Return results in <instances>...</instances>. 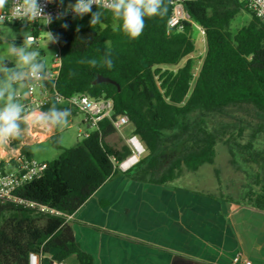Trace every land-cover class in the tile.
I'll use <instances>...</instances> for the list:
<instances>
[{
    "label": "trees",
    "instance_id": "obj_1",
    "mask_svg": "<svg viewBox=\"0 0 264 264\" xmlns=\"http://www.w3.org/2000/svg\"><path fill=\"white\" fill-rule=\"evenodd\" d=\"M164 3L167 13L145 17L142 34L136 39L113 31L117 21L104 8L99 9L104 13L102 23L94 27L89 23L91 14L57 18L49 24L48 32L58 37L55 44L61 54L57 91L65 98L84 93L113 99L115 113L129 117L146 155L132 169H119L118 162L131 152L126 144L118 149L107 142L116 130L108 119L100 120L75 146L47 161L42 177L16 192L21 202L0 201V264H29L32 252L54 254L57 260L75 255L80 264H93L66 216L38 212L25 202L72 215L104 183L122 173L161 185L176 181L184 169L196 172L214 163L217 143L223 140L216 122L244 124L246 119L237 112L248 108L254 119L264 121V25L259 19L236 0L186 3L206 41L205 56L195 75L193 24L185 22L182 30L169 31L171 6ZM244 9L251 13V21L232 31V20ZM106 58L111 59V68L103 63ZM91 60L97 64L88 63ZM42 64L40 73L45 76L47 68ZM14 72L23 74L22 70ZM99 75L109 77L121 89L111 83L93 85ZM52 109L59 110L60 105L53 103L43 111L51 114ZM239 137L230 136L225 143L232 163L251 177L248 163L257 161L261 153L255 149V136L245 144L238 141ZM51 141L58 146L55 137ZM22 151L32 157L27 147ZM169 152L177 156L160 172L159 166ZM254 180L248 186L250 203L245 206L264 210V179L256 174ZM43 264L51 263L45 258Z\"/></svg>",
    "mask_w": 264,
    "mask_h": 264
},
{
    "label": "crops",
    "instance_id": "obj_2",
    "mask_svg": "<svg viewBox=\"0 0 264 264\" xmlns=\"http://www.w3.org/2000/svg\"><path fill=\"white\" fill-rule=\"evenodd\" d=\"M18 92L26 95L25 85ZM63 109L72 112L60 105ZM44 114L28 118L37 135L23 134L6 151L0 144V158L23 147L33 157L31 147L57 138V127ZM68 223L93 264H264V210L211 197L177 181L161 185L136 180L131 173L116 175ZM64 261L80 264L75 255Z\"/></svg>",
    "mask_w": 264,
    "mask_h": 264
},
{
    "label": "rangeland",
    "instance_id": "obj_3",
    "mask_svg": "<svg viewBox=\"0 0 264 264\" xmlns=\"http://www.w3.org/2000/svg\"><path fill=\"white\" fill-rule=\"evenodd\" d=\"M252 19V15L247 10H241L231 22L232 31L247 25ZM42 31L37 33L39 37L38 43L31 44L26 42L28 36L32 34V28L27 25H0V82L8 81L9 74L22 70L23 73L30 71L27 66L22 64L19 60V52H38L39 55L35 58L37 62H42L47 67L54 69V55L58 51L55 43L48 42V30L45 24H42ZM192 40L196 45V51L191 56L194 59V74L196 75L200 69L203 58L206 52V41L204 31L196 24L192 29ZM13 46L16 49V54H13ZM8 64H11L8 65ZM24 86L23 83H11L12 89L15 90V95L19 87ZM247 110H239L237 115L241 119H246L244 124L239 122L230 123L229 121L216 122L215 126L222 136L223 140L217 143L216 150L217 156L211 165H204L196 172H189L184 169L180 177L176 180L178 183L189 187L191 190L199 191L213 195L215 197L229 198L232 203L238 205H247L250 203L247 199L249 193L248 186L255 182L254 175L260 174L264 179V121L254 119ZM85 116L82 113L72 110L69 123L63 127H57L59 134L56 138V144L49 141L46 143L36 144L31 147L34 159L40 162H47L56 159L65 148L75 146L83 139L81 134H87L93 131L84 124ZM132 133V127L127 126L124 128L122 134L115 133L107 138V142L115 147L122 148L125 145L123 136L128 137ZM230 136H241L239 142L245 144L252 141V136H255L254 146L255 149L261 153V157L257 161H250L247 168L251 172V177L243 172L232 163V157L229 152V147L225 140ZM146 155V153H145ZM144 155V156H145ZM177 156V153L169 152L162 160L159 171L162 172L169 166L171 161ZM253 174V175H252ZM258 188V187H257ZM250 196V195H249ZM6 217H10L7 214ZM3 221L0 220V227Z\"/></svg>",
    "mask_w": 264,
    "mask_h": 264
},
{
    "label": "built area",
    "instance_id": "obj_4",
    "mask_svg": "<svg viewBox=\"0 0 264 264\" xmlns=\"http://www.w3.org/2000/svg\"><path fill=\"white\" fill-rule=\"evenodd\" d=\"M171 6V14L168 19V30H182L185 22H189L194 25L191 15L185 8L186 3L198 1V0H164ZM243 4L244 7L253 13L259 21L264 25V0H236ZM43 6L45 14H51L52 20L57 19L58 14L64 13L62 17H73L74 14L70 11L65 12L70 4H74L76 0H52L47 3L46 0H38ZM19 5L14 0H8V4L0 10V15H4L6 20L0 25H27L32 28V34L27 37L26 42L35 44L38 43L39 37L36 33L42 31L43 26L47 30L49 24L43 18L37 20H30L26 17H21L18 12ZM93 7H96L93 5ZM54 69L51 72H47L44 76L40 72L33 74L30 71L23 74L22 79L16 80L14 84L23 83L26 87L27 94L16 93L15 97L17 102L24 105L25 114L27 119L36 112L43 111V108L51 105H65L72 110L82 113L84 118V124L89 127L96 128L98 122L102 119H108L116 132L122 134L123 130L127 126L132 127V123L128 116L115 113L114 101L111 98H92L88 94H76L70 98L63 97L56 89V81L61 68V54L58 49L54 55ZM29 124V123H28ZM31 125V124H29ZM23 134L27 136H36L37 132L33 131L32 125L24 131ZM22 134V135H23ZM87 134L79 133V136L86 137ZM125 144L130 150V155L127 156L121 162H118V167L122 171L126 172L135 167L146 153L144 143L140 138L132 133L130 136H123ZM14 139L7 143L1 144L4 151L6 146H11ZM7 158V159H5ZM5 162L4 166H0V201L2 202H21L16 195V192L23 186L30 182L42 177L47 169L46 162H40L33 157H28L23 153L22 149H13L8 157L0 158V162ZM30 208H37L38 212L64 215L67 220L71 218V215H65L62 212L49 208L47 206H36L33 203L25 202ZM44 256L40 252H32L29 255V264H43ZM51 264H66L64 260H57L55 258L49 259ZM246 264H251L247 262Z\"/></svg>",
    "mask_w": 264,
    "mask_h": 264
},
{
    "label": "clouds",
    "instance_id": "obj_5",
    "mask_svg": "<svg viewBox=\"0 0 264 264\" xmlns=\"http://www.w3.org/2000/svg\"><path fill=\"white\" fill-rule=\"evenodd\" d=\"M19 7L18 12L21 17H26L30 20H37L43 18L47 21L46 24L52 22L51 14H45L43 6L38 0H14ZM47 3L52 0H46ZM63 3V0H60ZM8 0H0V10L5 8ZM93 5L96 6V11L93 12ZM104 8L110 11L117 23L113 25V31H122L130 39L138 38L145 26V17H153L157 15H164L167 13V7L164 0H76L74 4H70L65 12L70 11L75 17L82 18L87 14H91L90 26L94 27L102 23L104 13L99 9ZM64 13L58 14L60 18ZM6 20L4 15H0V24ZM67 27V25H63ZM58 37H54L51 32H48V42H57ZM13 54H16V49L13 46ZM38 52H25L21 50L18 54L19 60L22 64L28 67L31 73L36 74L43 70L44 65L36 61ZM83 62V61H82ZM88 63L95 66L96 60L88 61ZM103 63L111 68L113 66L111 59H105ZM21 72H12L9 74L8 81L0 82V144L7 143L12 139H18L25 131L24 126H31L28 124V119L25 114L24 105L17 102L15 97V90L12 89L11 83L22 79ZM70 110H56L52 109L51 114H44L49 121L56 127H63L68 125ZM40 121L37 120L36 123Z\"/></svg>",
    "mask_w": 264,
    "mask_h": 264
},
{
    "label": "water",
    "instance_id": "obj_6",
    "mask_svg": "<svg viewBox=\"0 0 264 264\" xmlns=\"http://www.w3.org/2000/svg\"><path fill=\"white\" fill-rule=\"evenodd\" d=\"M102 83H111V84H115L118 87V90H120V85L118 83H116L115 81H113L112 79H110L109 77H105L103 75H99L96 80L93 82V85H98V84H102Z\"/></svg>",
    "mask_w": 264,
    "mask_h": 264
},
{
    "label": "bare ground",
    "instance_id": "obj_7",
    "mask_svg": "<svg viewBox=\"0 0 264 264\" xmlns=\"http://www.w3.org/2000/svg\"><path fill=\"white\" fill-rule=\"evenodd\" d=\"M29 119H30V117H29ZM33 119H30V121H32Z\"/></svg>",
    "mask_w": 264,
    "mask_h": 264
}]
</instances>
